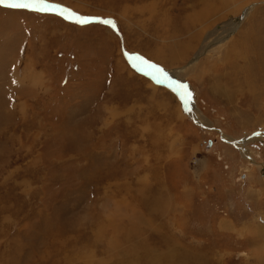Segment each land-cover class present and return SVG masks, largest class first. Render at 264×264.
Returning <instances> with one entry per match:
<instances>
[{
    "label": "rangeland",
    "instance_id": "obj_1",
    "mask_svg": "<svg viewBox=\"0 0 264 264\" xmlns=\"http://www.w3.org/2000/svg\"><path fill=\"white\" fill-rule=\"evenodd\" d=\"M48 3L96 19L0 6V264H264V0Z\"/></svg>",
    "mask_w": 264,
    "mask_h": 264
},
{
    "label": "bare ground",
    "instance_id": "obj_2",
    "mask_svg": "<svg viewBox=\"0 0 264 264\" xmlns=\"http://www.w3.org/2000/svg\"><path fill=\"white\" fill-rule=\"evenodd\" d=\"M227 3V2H226ZM226 3H222L221 5L218 6V8L216 9L217 11H214L212 6H209L208 9L205 11V12H202L201 14V17H199V19H201V23L202 24H206L207 26L210 27V29L206 32V40L204 41L205 43L202 45V47L199 49V53L197 52L195 57L193 58L192 62L193 63H196L197 62V58L199 56H201V54L205 53L206 51H208L207 49L209 47H214L216 45H222L223 43H226V41H228L229 39H233L232 35L233 33H235L238 29V27L241 26V20L242 18H236V12L239 11V10H242V12L246 15L248 14L249 10H250V7L249 8H241V7H233V11H230L229 7L226 5ZM206 9V8H205ZM56 12H58L59 14L62 12L63 13V16H66L67 18H70V19H75L78 21V19L80 18H83V17H77L75 14H73L71 11L63 8V7H60V6H55V10ZM221 11L223 12H226L227 14H222ZM212 14V15H211ZM203 19V20H202ZM252 19V18H251ZM257 19V18H256ZM106 20H110V19H106ZM218 20V23H214V21H217ZM250 23V22H248ZM256 23V22H255ZM254 23V24H255ZM263 23V21H262ZM213 25L215 26L214 29H213ZM264 25V24H263ZM260 26V25H259ZM196 27V26H195ZM242 27V26H241ZM248 27V26H247ZM258 27V26H257ZM256 27V28H257ZM218 29V30H217ZM244 31V30H242ZM241 32V31H240ZM239 32V33H240ZM260 35L261 36L260 38H255L254 40L250 41V47H253V50L257 49V51L259 52V55L258 56H255L253 57V60L251 61L250 63V67H253L254 71H258L259 69L261 68H264V32L262 30H260ZM120 33V32H119ZM246 33V32H245ZM255 33V32H254ZM217 34V35H216ZM244 35V33H243ZM121 37H122V34H121ZM237 37V36H236ZM245 37V36H244ZM123 38V37H122ZM199 38V37H198ZM215 39L214 41H212V39ZM253 38V37H252ZM242 39V38H241ZM243 41H239V42H236L235 44H247L249 41H247V39H242ZM231 42V41H230ZM190 43V42H189ZM236 45V46H237ZM234 46V45H233ZM204 48V50H202ZM238 49V47L236 48ZM235 49V50H236ZM245 49V47H244ZM242 51V50H241ZM240 51V52H241ZM261 51H262V54H261ZM237 52V50L235 51ZM234 52V53H235ZM253 52V51H252ZM255 52V51H254ZM232 53V52H231ZM243 53V52H241ZM245 53V51H244ZM256 53V52H255ZM238 54V52H237ZM252 54V53H251ZM240 55V54H239ZM253 55V54H252ZM233 56H236L235 54H233ZM232 56V57H233ZM129 58H131L133 61L137 62L138 65H140L141 67H143V69L145 70H148V71H152L154 70L155 72L153 73H156L159 75L158 79H162V80H167L165 82H168L166 84H172V85H175V86H172L178 90H180V92L182 91V93L185 95L186 97V100H188L187 98H189V95L187 94V90L186 88H180L179 85H181V81L179 80H175L176 77H174L172 74L173 72L172 71H169L170 72V76H169V73H167V79H165V76L164 74H162L161 72H159V70L153 68V67H150L149 65L150 64H146L144 63L143 61H141L140 57H132L131 55H129ZM139 58V59H137ZM245 58H247L245 56ZM240 59V58H239ZM233 60V59H232ZM251 60V59H250ZM233 63V61L230 60L229 63ZM239 63V62H238ZM227 65V64H226ZM231 65V64H230ZM236 65V64H235ZM228 66V65H227ZM232 66V65H231ZM237 66V65H236ZM235 66V67H236ZM245 66V65H244ZM133 67V66H132ZM145 67V68H144ZM233 67V66H232ZM258 67V69H257ZM135 70V69H134ZM182 70V69H181ZM136 71V70H135ZM175 71V70H174ZM177 72L180 73V71L178 69H176ZM175 71V72H176ZM174 72V73H175ZM223 76H225V74L223 73ZM236 78V77H235ZM154 79V78H153ZM155 81H157L156 77L154 79ZM164 82V83H165ZM225 94V93H224ZM186 107H190L191 108V112H190V117L192 118V120L205 127L204 124H201L200 121L201 119L199 120V118L195 116L194 113H196L195 109L192 108V106H188L186 105ZM200 116V115H199ZM210 123V122H209ZM248 149V148H247ZM244 150V149H243ZM249 152H251L249 150ZM224 226V225H223Z\"/></svg>",
    "mask_w": 264,
    "mask_h": 264
},
{
    "label": "snow or ice",
    "instance_id": "obj_3",
    "mask_svg": "<svg viewBox=\"0 0 264 264\" xmlns=\"http://www.w3.org/2000/svg\"><path fill=\"white\" fill-rule=\"evenodd\" d=\"M0 6L7 7L9 9L14 10H27L31 12L36 13H52L55 10V6L50 5L48 3V0H0ZM60 15H63L61 12ZM96 19V18H92ZM80 24H85L89 22V18H80L77 21ZM104 24H112L115 26V23L111 20H102L101 21ZM139 59V58H137ZM135 66V65H134ZM150 67H157L155 65H149ZM142 70V69H141ZM159 71H163L162 69H158ZM165 79H167V74H164ZM157 83H164V80L157 79ZM180 88H187L186 85H179ZM188 95H191V93H187ZM187 111H191V108H186ZM257 135H260V133H256Z\"/></svg>",
    "mask_w": 264,
    "mask_h": 264
},
{
    "label": "water",
    "instance_id": "obj_4",
    "mask_svg": "<svg viewBox=\"0 0 264 264\" xmlns=\"http://www.w3.org/2000/svg\"><path fill=\"white\" fill-rule=\"evenodd\" d=\"M73 20H75V19H73ZM92 20H94V19H89V22L90 21H92ZM75 21H77V20H75ZM132 63L136 66V67H141L140 65H138L137 64V62H135V61H133L132 60ZM145 68V67H144ZM144 71H147V70H144ZM146 73V72H145ZM146 74H148V75H150L152 78H154L155 79V77H156V79H158V77H159V75L158 74H156V73H151V72H147ZM165 81H167V80H164V82ZM165 83H168V82H165ZM169 85H172L171 83L169 84ZM172 86H175V85H172ZM181 95H182V101H183V103H186V97H185V95L182 93V91H181Z\"/></svg>",
    "mask_w": 264,
    "mask_h": 264
}]
</instances>
